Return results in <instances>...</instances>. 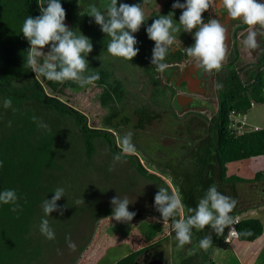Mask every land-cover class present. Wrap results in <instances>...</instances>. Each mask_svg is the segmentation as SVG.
<instances>
[{
	"label": "rangeland",
	"instance_id": "obj_1",
	"mask_svg": "<svg viewBox=\"0 0 264 264\" xmlns=\"http://www.w3.org/2000/svg\"><path fill=\"white\" fill-rule=\"evenodd\" d=\"M94 1L95 6L105 11L102 7L105 0ZM175 2L176 0H146L145 3L144 0H118V3L143 5L146 22L140 31L133 35L139 41L136 46L140 51L136 57L148 58L146 66L142 63L135 65L129 60L109 54L107 46L111 37L102 32L93 17L88 16L86 27L82 31L73 29L77 35L83 34L91 40L93 51L86 59L90 64L95 62L108 68L112 77L123 84L124 98L122 102L115 103L110 108L111 106L108 107L105 102L113 100V96L110 92L104 93L99 87L89 85L82 88L67 82L66 88L60 89L59 85L56 87L57 82L43 81L44 93L60 98L66 104L62 109L69 115L49 117L45 122L48 125V129L45 130L51 133L49 137L52 141L53 160L50 159V163L45 161L46 168L44 167L41 175L43 188L39 201L36 209L27 218L26 236L30 242L22 247L25 258H19L18 263L115 264L129 253L140 249L143 242L149 244L167 238L156 248L163 252L167 264H184V260L189 257L192 258L187 264H206L204 260L207 256L215 264H238L233 255L232 244L219 248L215 242L212 247L204 250L199 247L197 240L179 248L175 233H169L170 223L164 225L162 219L159 222L156 219L160 217V213L155 209L154 198L160 187L167 188L170 193L175 191L181 197L185 206L183 215L186 218L192 214L188 212V208H195L203 191L206 192L210 186L215 185L218 191L238 201L235 209L240 211L248 208L247 218L259 219L264 225V178L253 183L244 184L232 180L225 184L220 180L218 164L214 159L207 158L208 125L217 111L215 87L211 88L210 94L206 96L175 89L182 81L193 78L192 72L197 68L193 58L187 57L182 61L165 60L168 66L164 71L157 70L151 62L155 42L148 38L146 29L160 15L169 13H174L173 22L178 25L182 9H174ZM179 2L186 3V0ZM258 2L264 3V0ZM203 16L205 22L214 18L220 20L223 26L230 21L219 0H212L209 10ZM180 27L181 31L175 34V44L169 48L167 55L171 59L178 54L177 50L183 52L186 44L192 46L195 43V30L193 33H187L182 26ZM241 27L244 29L241 35L226 33V44L229 47L226 63L231 61L238 70L252 71L253 68L249 65L254 63L257 65L256 58L260 50H254L256 52L253 51L252 54L250 49L244 46L247 33L254 29L245 24ZM262 35L258 36V41L263 48ZM233 43L236 47L230 49ZM42 51L47 54L49 47L45 46ZM226 66L223 64L222 68ZM203 72L205 73L202 70L197 75L202 82L205 81ZM205 75L207 76V73ZM189 87L197 90L194 81L189 82ZM176 92L193 96L187 108L173 105ZM2 101L3 95L0 96V102ZM28 103L27 106L34 113L42 114L43 117L54 115L53 110L56 107L42 109L40 105ZM252 105L245 116L233 117L234 123L230 128L234 129L236 134L264 129V104ZM69 108L80 112V115L74 114ZM15 113L12 109L5 108L0 111V144L9 141L18 133L12 135L15 126L22 123L20 120H13ZM24 113L21 112L20 115ZM232 116L234 113L230 115V119ZM75 117L99 131L92 137L93 154L90 158L86 154V135L72 121ZM237 121L241 126L237 125ZM129 131L133 133L132 141L137 150L134 154H123L119 162L114 161V156L121 153L118 140ZM104 135L110 138L111 147L108 146ZM13 140L7 147H11ZM29 150L31 151V148ZM29 150L24 147L19 155L10 151L9 157L12 160L10 167L13 168V164L26 167L31 165L33 158L29 155ZM255 158L227 164L226 178L251 180L255 174L264 172V165L253 170L258 163ZM30 178L34 179L33 176ZM183 185L186 189L194 188L195 194L191 195L189 192L186 195ZM59 187L64 188L66 193L57 202L64 208V214L60 215L57 211L47 217L56 236L54 240H48L39 231L41 218L44 217L42 203L46 198L52 199L53 191ZM118 196L127 197L131 202L129 211L136 212L140 218L130 223L111 219L113 211L111 200ZM77 200L84 202L77 205ZM5 211H1V214L6 215ZM179 218L177 216V219ZM134 221L137 223L134 224ZM227 229L228 227L225 228L226 231ZM214 233L211 226H206L204 230L198 232L197 229H193L192 239L199 236L200 241L211 235L214 241ZM69 235L76 245L75 251L68 246L66 237ZM260 242L264 245V237ZM263 248L264 246L261 251ZM144 261L146 259L139 264ZM257 264H264V260H259Z\"/></svg>",
	"mask_w": 264,
	"mask_h": 264
},
{
	"label": "trees",
	"instance_id": "obj_2",
	"mask_svg": "<svg viewBox=\"0 0 264 264\" xmlns=\"http://www.w3.org/2000/svg\"><path fill=\"white\" fill-rule=\"evenodd\" d=\"M60 2L66 10V25L72 30L79 29L82 31L86 27L90 7L95 5L96 2L94 0H60ZM46 3L47 0H0V96L3 95V100L5 98L12 99L13 108L17 109L13 120L16 119L22 122L17 127L15 126L12 135L18 133L9 141L0 144V162L3 163V167H0V191L14 189L21 197L19 200L20 209L17 212L11 211V205L0 203V264H22V262L18 263L19 258H25L22 254V247L30 242L26 236L28 231L27 218L36 209V204L39 201L41 188H43L41 175L45 167V161L50 163V159H52V141L49 137L51 133L38 127L32 117L36 116L45 123L46 120H49V117H66L69 115L66 110L62 109V106H66V104L60 98L44 93L43 81H51L43 76H36V73L26 63L31 45L22 33V25L28 16L33 18L40 16L42 14L40 5L46 6ZM48 47L50 51L51 46ZM186 47H189V43L184 46L183 52L181 50L176 51L178 54L174 59L166 57V60H184L188 57L185 52ZM256 59L257 65L255 63L250 65L253 68L252 71L238 70L234 64L230 63L217 73V111L208 125L207 147L209 155H207V158L209 160L214 159L218 164L220 180L225 184L230 183L232 180L237 183H253L264 178V172L255 174L251 180L238 177L226 178L225 175V166L229 163L254 157H264V129L236 134L234 129L230 128V125L234 123L233 119H230L232 113L235 116L245 115L251 109L252 103L264 104V51H260ZM129 61L135 65L142 63L143 66H146L149 60L146 57H135L132 61ZM154 67L157 66L154 65ZM91 73H99L100 76V79L93 85L103 89L104 93L110 92L113 96V100L110 99L105 102L108 107L111 106L110 108H112L115 103L122 102L125 93L124 86L112 77L107 67L95 62L93 64L89 63L88 74ZM38 77L42 79L39 80ZM13 81L17 82V86H12ZM67 82L80 87L72 81L57 82L56 87L59 85L60 89H65ZM28 102L40 105L42 109L56 107L53 110L54 115L43 117L42 114L34 113L27 106ZM0 103L1 111L4 109L3 101ZM69 110L76 115H80V112L76 110L71 108ZM21 112L25 113L21 116ZM72 121L86 135V154L90 158L93 154L91 140L99 131L90 128L86 122L78 117L72 118ZM237 125L241 126L240 123H237ZM16 136L18 137L15 138ZM103 137L108 146L111 147L110 138L106 135ZM12 140L11 147H7ZM24 147L27 150L31 148L32 153L30 150L28 152L33 158L32 164L27 167L13 164V168H11L10 161L12 160L9 157V152L19 155ZM114 148L116 149V147ZM52 166L47 167L51 168ZM142 171L144 172V170ZM30 176H33L34 179ZM4 210H6V215L1 214V211ZM233 216H236V214H233ZM138 218L140 216L137 214L134 219ZM136 223L134 221V224ZM236 230L240 241L254 242L264 233V225L261 220L256 218L240 219L236 225ZM246 232L251 234L245 235ZM225 235L226 230L221 235L215 233V240L211 247L215 242L218 243L219 248L227 246L224 243ZM164 239L161 242L153 241L149 244L142 241L143 246L140 249L134 250L115 264H139L143 259L148 261L153 256L163 254L162 251L156 250V248L163 243ZM16 250L18 253H16ZM262 251L257 258V263L259 260H264ZM191 258H186L184 264H187ZM164 260L167 264V260L165 258ZM235 260L237 261L236 258ZM204 262L215 264L208 256L205 257ZM237 263L239 264L238 261Z\"/></svg>",
	"mask_w": 264,
	"mask_h": 264
},
{
	"label": "clouds",
	"instance_id": "obj_3",
	"mask_svg": "<svg viewBox=\"0 0 264 264\" xmlns=\"http://www.w3.org/2000/svg\"><path fill=\"white\" fill-rule=\"evenodd\" d=\"M145 2L146 0H144ZM211 3L212 0H186V3L176 0L173 8L182 9L178 25L173 22L174 13H169L160 15L147 27L148 38L155 42L151 62L157 66V70L164 71L167 68L168 65L164 61L169 48L175 44V34L181 31L180 26L187 33H193L195 30V43L186 47L185 52L188 57L194 59L196 66L202 67L209 73L222 69L228 51L227 29L218 19H209L208 22L203 19V14L209 10ZM219 3L227 10L228 18L241 20L242 23L254 29L247 33L244 46L248 49L264 51L258 41V36L264 34V3H259L258 0H219ZM102 7L105 11H101V8L95 5L91 6L88 16L93 17L102 32L111 37L107 46L108 53L114 57L132 61L140 51L136 46L139 41L133 34L139 32L141 26L146 22L143 5L105 0ZM40 10L42 13L40 16L35 18L28 16L22 25V33L31 45L26 59L27 65L36 73V76H43L49 81L58 83L72 81L82 88L93 85L100 79V76L99 73L88 74L89 61L86 57L93 51L91 40L83 34L77 35L66 25V10L60 0H47L46 6L40 5ZM49 45L51 46L50 51L45 54L42 50ZM12 86H17V82L13 81ZM3 107L12 109L14 112L17 111L13 108L11 98L3 100ZM32 119L38 124V127L48 129V125L36 116H33ZM10 126L11 122H9ZM132 137L133 133L129 131L119 138L118 144L121 153L114 156V161L119 162L123 154L136 152ZM0 167H3L2 162H0ZM53 192V198H46L42 203L44 217L41 218L39 224L40 233L48 240H54L56 236L47 217L57 211L60 215L64 214V208L60 207L57 202L66 195L65 189L62 187L56 188ZM20 198L14 189L0 191V203L11 205L12 212H17L20 209ZM154 199L155 209L160 213V217L156 218L157 222L160 219L164 225L171 222V228L175 233L179 248L192 242L193 229L204 230L206 226H211L217 235H221L228 227L227 235L230 227L235 225L229 236L234 235L237 231L236 225L240 219L233 216L232 213L237 207L238 201L218 191L215 185L207 189L195 208H188V212L192 214L186 218L183 215L185 206L175 191L170 193L167 188L160 187ZM83 202L84 200H77L76 204L79 205ZM111 204L113 211L110 218L118 222L130 223L137 215L136 212L129 211L131 202L127 197H114ZM177 216L180 218L177 219ZM244 234L250 235L251 233ZM66 240L69 248L75 251L76 245L72 242L70 235L66 237ZM234 240H239L238 236L232 242ZM212 243V237L208 235L199 241V247L207 250ZM164 263H166L165 260Z\"/></svg>",
	"mask_w": 264,
	"mask_h": 264
},
{
	"label": "flooded vegetation",
	"instance_id": "obj_4",
	"mask_svg": "<svg viewBox=\"0 0 264 264\" xmlns=\"http://www.w3.org/2000/svg\"><path fill=\"white\" fill-rule=\"evenodd\" d=\"M221 10H223V9H219V11H221ZM224 11L226 12V16H227V10L224 9ZM243 24L244 23H242L241 20H232V19H230V21L227 24L224 25L226 27V29H227L226 33L229 34L230 32H233V33H237V35L238 34L241 35L243 33V31H244V29H242V27H241ZM262 36H264V35H262ZM234 46L236 47L235 43H233L231 45L230 49H232ZM228 49H229V47H228ZM250 51L252 53L254 50L250 49ZM255 52L256 51H254L253 53H255ZM235 58H236V56L234 57V59ZM230 63H231V61H228L227 63L225 61L223 64L228 65ZM202 70H204L202 67H197L196 70L194 72H192L191 76H193V78L191 77L192 79H188L187 81L186 80L182 81V84L178 85V87L176 85L175 89H177L178 91L179 90H184L186 93H189V94H200L202 96H206L207 94H210V90H212L213 87H215V90H216V79H217V73L218 72L214 71L212 73H209V72L204 70L205 73H207V76L203 72L204 73L203 77H204L205 81L202 82L199 78H197L198 73H200ZM192 81H194L197 84V88H196L197 90L191 89L189 87V82H192ZM191 100H193V96L181 95V94H177V92H176L175 96H174L173 105L177 106V107H185V108H187L189 106V103H191ZM212 102H213V100H212Z\"/></svg>",
	"mask_w": 264,
	"mask_h": 264
},
{
	"label": "crops",
	"instance_id": "obj_5",
	"mask_svg": "<svg viewBox=\"0 0 264 264\" xmlns=\"http://www.w3.org/2000/svg\"><path fill=\"white\" fill-rule=\"evenodd\" d=\"M250 159H253V158H250ZM250 159H247V160H250ZM255 159H257L258 163H257V166L253 167V170L256 169L257 167H260L261 165L262 166L264 165V157H256ZM248 163H250V162H248ZM254 163H256V162H254ZM183 188H184V192H185L186 195L189 192H191V195L195 194L194 193V191H195L194 188H193V190L186 189L184 185H183ZM204 194H205V191H203V193L201 194V197ZM236 195H240V194H236ZM237 197L240 198L239 196H237ZM247 210H249V209L248 208L247 209L244 208L243 210H240V211L235 209L234 211H235L236 216L239 217V219H247V215L249 214ZM169 223H170V225H169V233L170 234L171 233L174 234V232L172 231V228H171V222H169ZM207 227H210V226H207ZM197 232H198V230H197ZM214 235H215V233H214ZM263 237H264V233L262 234V236L259 239H257L254 242H245V241H240V240H234L232 242V246H234V249H233L234 252L233 253L235 255V258L239 262V264H257V258L259 256V253H260L262 247L264 246L263 242H260V241H262ZM198 238L200 239L199 236L193 237L192 242L195 243L198 240Z\"/></svg>",
	"mask_w": 264,
	"mask_h": 264
},
{
	"label": "water",
	"instance_id": "obj_6",
	"mask_svg": "<svg viewBox=\"0 0 264 264\" xmlns=\"http://www.w3.org/2000/svg\"><path fill=\"white\" fill-rule=\"evenodd\" d=\"M142 264H166V263H164L162 254H159L157 256H153L148 261H144Z\"/></svg>",
	"mask_w": 264,
	"mask_h": 264
},
{
	"label": "built area",
	"instance_id": "obj_7",
	"mask_svg": "<svg viewBox=\"0 0 264 264\" xmlns=\"http://www.w3.org/2000/svg\"><path fill=\"white\" fill-rule=\"evenodd\" d=\"M232 114H233V113H232ZM231 119H233V116L231 117ZM236 123H240V122L237 121ZM240 125H241V124H240ZM233 227L235 228V225L230 227V229H229L228 232H227V235H226L225 238H224V243L227 244V245L232 244V240L235 239V238H237V236H238V235H237V231H236V233H235L234 235L229 236V233H230V231H231V229H232Z\"/></svg>",
	"mask_w": 264,
	"mask_h": 264
}]
</instances>
